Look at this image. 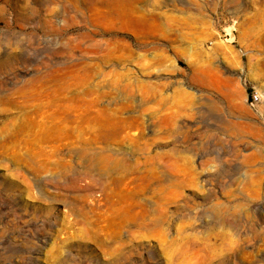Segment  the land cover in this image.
<instances>
[{
	"label": "rangeland",
	"instance_id": "374dc122",
	"mask_svg": "<svg viewBox=\"0 0 264 264\" xmlns=\"http://www.w3.org/2000/svg\"><path fill=\"white\" fill-rule=\"evenodd\" d=\"M0 264H264V0H0Z\"/></svg>",
	"mask_w": 264,
	"mask_h": 264
},
{
	"label": "built area",
	"instance_id": "2783aa9c",
	"mask_svg": "<svg viewBox=\"0 0 264 264\" xmlns=\"http://www.w3.org/2000/svg\"><path fill=\"white\" fill-rule=\"evenodd\" d=\"M258 100H259V96L257 95V93L251 94L250 105H254L255 103L258 102Z\"/></svg>",
	"mask_w": 264,
	"mask_h": 264
}]
</instances>
